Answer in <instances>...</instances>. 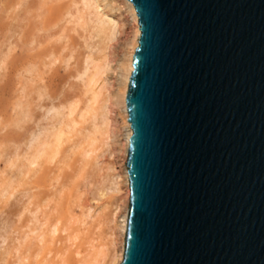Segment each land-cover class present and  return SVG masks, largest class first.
Returning a JSON list of instances; mask_svg holds the SVG:
<instances>
[{
	"label": "water",
	"instance_id": "1",
	"mask_svg": "<svg viewBox=\"0 0 264 264\" xmlns=\"http://www.w3.org/2000/svg\"><path fill=\"white\" fill-rule=\"evenodd\" d=\"M121 264H264V0H128Z\"/></svg>",
	"mask_w": 264,
	"mask_h": 264
},
{
	"label": "rangeland",
	"instance_id": "2",
	"mask_svg": "<svg viewBox=\"0 0 264 264\" xmlns=\"http://www.w3.org/2000/svg\"><path fill=\"white\" fill-rule=\"evenodd\" d=\"M96 1L98 11L116 26L105 52L97 46L98 38L91 37L90 25L75 23L76 11L83 7L80 0H0V264H109L114 241H119V250L124 247L126 234L121 228L123 217H128L124 192L130 130L119 88L137 24L124 0ZM88 55L104 57L107 63L102 102L95 105L107 109L98 110V120L90 115L80 118L90 96L84 93L82 75ZM70 101L79 102L73 117L81 135L75 131L52 161L33 165L36 173L26 171L33 145L56 127L57 113L67 114ZM103 111L106 122L101 124ZM95 123L103 125H99L102 134H97L92 154L83 153L92 149L89 138L84 139Z\"/></svg>",
	"mask_w": 264,
	"mask_h": 264
},
{
	"label": "bare ground",
	"instance_id": "3",
	"mask_svg": "<svg viewBox=\"0 0 264 264\" xmlns=\"http://www.w3.org/2000/svg\"><path fill=\"white\" fill-rule=\"evenodd\" d=\"M81 1V3H82V9H80V10H78V11H76V16L75 17H77V20L76 19H74V21H75V23L78 21V23H79V25H81V26H83V28H84V26H91V29H92V31H90V32H92V35H91V37L93 36V37H96V39L98 38V43H97V46L99 47V49H101L100 51L101 52H105V50L107 51V45L110 43V41H112L113 39H114V36H115V23L110 19V18H108L106 15H104L103 13H101V12H99L98 11V8H100V7H98V5L99 4H97L96 2V0H80ZM129 6H130V9H131V12H132V14H133V17H134V20L136 21V24H137V26H136V30H135V32H134V37H133V39L130 41V43L128 44V50H127V55H125L126 57H127V61L122 65L123 66V77H124V81H123V88L121 89V88H119L120 90H121V102L123 103V105H124V108H125V113L127 114V118H126V123L128 124V126H129V134H128V136H127V140H126V151H127V148L129 147V140H130V137H131V135H132V130H131V127H130V123L128 122V113H127V109H126V94H127V89H128V83H129V78H130V75H131V72H132V70H133V66H132V61H133V56H134V52H135V50H136V48L138 47V44H139V38H140V27H139V22H138V16H137V12H136V10H135V7H134V5L130 2V1H128V0H124ZM78 3H80L79 1H78ZM79 8V7H78ZM77 10V9H76ZM69 12V11H68ZM70 12H72V11H70ZM67 14H69V13H67ZM72 14H73V12H72ZM73 17V16H72ZM88 28V27H87ZM86 28V29H87ZM90 29V30H91ZM84 30V29H83ZM96 46V47H97ZM97 47V48H98ZM99 51V52H100ZM100 52V53H101ZM89 56V55H88ZM101 57H103L102 55H101ZM100 58V57H99ZM104 58V57H103ZM103 58H101V59H98V58H96V59H93V56L91 57V56H89L88 57V59L86 58V62H87V66L83 69L84 70V72H82V75H83V73H84V75L86 76V79H85V82H84V84L86 85L85 86V92L84 93H87V92H89L90 93V98L87 96L86 98V102H87V105H86V107L83 109V113L81 114V117L80 118H83V119H86L85 117L86 116H88V115H90L92 118H89V119H94V120H96L97 118L99 119V117H98V115L100 114L99 112H98V110H100V109H103V108H105V107H103V105L102 106H100L99 108H97L98 107V105L97 104H99L100 103V101H101V99H102V96H103V94H102V83L104 82L103 80H102V76H103V74L105 73V65L107 64L106 62H105V59H103ZM106 63V64H105ZM30 69L29 70H31V68L32 67H30V66H28ZM34 69V71H37L36 69V67H34L33 68ZM28 70V69H27ZM32 71V70H31ZM31 71H29V73L31 72ZM28 72V71H27ZM34 73V72H33ZM31 75V74H30ZM81 75V76H82ZM28 80H30V79H28ZM31 80H33V79H31ZM102 81V82H101ZM103 85H104V83H103ZM87 88V89H86ZM44 92V91H43ZM40 93V94H39ZM38 94L40 95V97H41V92H39L38 91ZM44 94V93H43ZM44 96V95H43ZM105 97V96H104ZM107 98V97H106ZM70 99V98H69ZM89 99V100H88ZM73 100V99H72ZM71 100V101H72ZM62 101V100H61ZM67 101V100H66ZM70 101V102H71ZM76 101V100H75ZM78 101V100H77ZM84 101V102H85ZM105 101H107V99L105 100ZM104 101V102H105ZM69 102V101H68ZM102 102V101H101ZM67 103V102H66ZM77 103H79V102H76V103H74V104H72V102H71V105L69 104V108H68V112H67V114H65V113H61V115H59L58 116V113H57V116H56V118H55V121L57 122V125H56V127L54 126V128H51L52 127V125H51V131L49 130V132L47 133H45V135L43 136L42 135V137L40 138V139H38L37 140V142L33 145V152H32V154L30 155V158H29V160H28V164L27 165H24V169L26 168V171H33L34 172V169L32 168V166L33 165H35V164H40V163H47V162H50V161H52L53 159H55L59 154H61L62 153V151H63V147H64V144H66L68 141H69V139L71 140V138H70V136L72 135V134H74L75 133V131H80V130H76V125H77V120L73 117V114L75 113V111H76V109H78L77 107H78V105H77ZM107 103V102H106ZM20 104V103H19ZM19 104H17V105H19ZM63 104V102L61 103V105ZM65 104V103H64ZM105 104V103H104ZM22 105V104H21ZM68 105V104H67ZM80 105V104H79ZM84 105H85V103H84ZM84 105H83V107H84ZM95 105H97V107H95ZM28 106V105H27ZM58 106V105H57ZM59 106H60V104H59ZM19 107H20V105H19ZM64 107V106H63ZM63 107H60V108H63ZM68 107V106H67ZM25 108H26V106H25ZM59 108V109H60ZM79 108H81V107H79ZM21 109V108H20ZM29 109V108H28ZM66 108H63L62 110H65ZM105 109H107V107L105 108ZM104 109V110H105ZM26 110V109H25ZM24 110V111H25ZM61 110V111H62ZM67 111V110H66ZM20 113V112H19ZM24 113H26V112H24ZM29 113V112H28ZM99 113V114H98ZM103 113H107L106 111L104 112H102L101 113V117H102V123L101 124H103L104 123V121L106 122V120H104L103 121V116L102 115H104ZM55 114H56V111H55ZM22 115H26V114H23L22 113ZM107 115V114H106ZM30 116V115H29ZM53 116H55L54 114H53ZM79 116V115H78ZM78 116H77V118H78ZM23 117V116H22ZM25 117V116H24ZM23 117V118H24ZM89 117V116H88ZM26 118V117H25ZM24 118V120L26 121L27 119H25ZM19 119H22V118H20L19 117ZM54 119V118H53ZM97 119V120H98ZM104 119H107V118H104ZM18 120V119H17ZM82 120V119H81ZM21 120H19V122H20ZM22 121H23V119H22ZM83 123L84 122H86V120H84V121H82ZM23 123V122H22ZM21 123V124H22ZM55 123V122H54ZM100 123V122H99ZM56 124V123H55ZM84 124H87V123H84ZM92 124V123H91ZM101 124H99L100 126H101ZM107 124V123H106ZM82 125V124H81ZM97 123H95L94 125H92V127H89V129L91 128V131H90V133H89V131L87 132V133H89V134H86L85 135V139L84 140H86V138L88 137L89 138V141L87 142V143H89V145L88 146H90V151H88L89 150V148L87 147V149L88 150H85L84 149V151H83V153L85 152V153H91V151L94 149V147H95V145H97L96 143H97V140H98V137H97V134H99L100 133V126H99ZM105 125V124H104ZM107 126V125H106ZM49 127V126H48ZM101 127H103V125L101 126ZM46 128H47V126H46ZM49 128V129H50ZM48 129V128H47ZM46 129V130H47ZM87 129V128H86ZM86 129H85V131H86ZM103 129V128H102ZM45 130V131H46ZM77 132H76V134H77ZM86 133V132H85ZM42 134V133H41ZM78 134L79 135H81V133H79L78 132ZM100 134H102V133H100ZM106 134V133H105ZM104 134V135H105ZM82 135H84V134H82ZM39 136V135H38ZM38 136H37V138H38ZM87 136V137H86ZM72 137H75V134H74V136H72ZM100 137V136H99ZM74 141H75V139H74ZM79 141H80V139H79ZM71 142V141H70ZM78 142V141H77ZM76 142V143H77ZM83 142V141H82ZM85 144H86V142H85ZM101 144V143H100ZM30 145H31V143H30ZM72 145H74V142H73V144ZM77 145V144H76ZM124 145V144H123ZM79 145H77V147H78ZM81 146V145H80ZM72 147H74V146H72ZM84 147V146H83ZM75 148H76V146H75ZM97 148H98V146H97ZM100 148V147H99ZM67 149H69V148H67ZM71 149V148H70ZM78 149V148H77ZM81 149V148H80ZM72 150V149H71ZM73 150H75V149H73ZM72 150V151H73ZM95 150H97V149H95ZM70 151V150H69ZM77 151V150H76ZM87 151V152H86ZM67 152V151H66ZM75 152V151H74ZM93 152V151H92ZM96 152V151H95ZM82 153V152H81ZM25 154V153H24ZM92 154V153H91ZM17 155V154H16ZM25 155H27V154H25ZM70 155V154H69ZM74 155V154H73ZM84 155H86V154H84ZM83 155V157H84V162H85V158H86V156H84ZM88 156V155H87ZM18 157V156H17ZM65 158V157H64ZM71 158V157H70ZM82 158V157H81ZM87 159H88V157H87ZM62 160V159H61ZM87 161V160H86ZM23 162V161H22ZM22 162H20V163H22ZM26 162V161H25ZM14 164V163H13ZM13 168H15V167H13ZM22 168V167H21ZM20 169V168H19ZM21 170V169H20ZM19 170V171H20ZM24 171V170H23ZM21 173H22V171H21ZM26 173V172H25ZM24 173V174H25ZM34 173H36V172H34ZM20 175V174H19ZM32 175V174H31ZM33 176V175H32ZM47 176V175H46ZM126 178H127V180H126V182H127V190H126V192H124L125 194H126V197H125V199L127 198V202H128V209H129V200H130V187H129V179H128V174L126 173ZM23 182V181H22ZM3 183V182H2ZM12 183V182H11ZM13 184H14V182H13ZM31 184V183H30ZM6 186V185H5ZM6 188H7V186H6ZM9 188H12L11 186H9ZM1 189H3V187L1 188ZM5 189V188H4ZM4 189H3V191H4ZM6 190V189H5ZM11 190H13V189H11ZM30 192V191H29ZM121 193V192H120ZM32 196V195H31ZM30 198V197H29ZM123 198V197H122ZM29 201V200H28ZM31 202V201H30ZM117 204V203H116ZM120 206V205H119ZM118 208V207H117ZM119 210V209H118ZM34 212H36V211H34ZM34 212H32V213H34ZM68 212V211H67ZM36 214V213H35ZM34 214V215H35ZM68 217V216H67ZM113 217V216H112ZM123 217V216H122ZM124 219H123V226H122V224H121V226H122V231H123V233H124V231H125V234H126V228H127V220H126V216L125 217H123ZM58 219V218H57ZM121 219V218H120ZM114 222V221H113ZM56 227H57V225H56ZM56 227H54L55 229H56ZM34 228V227H33ZM39 228V227H38ZM55 229L53 230V232L52 231H50V230H48L49 232H48V234L50 233V232H52V234H54L55 233ZM32 230V229H31ZM39 231H42V230H39ZM44 231V230H43ZM42 231V232H43ZM56 231H57V229H56ZM44 232H46V231H44ZM47 233V232H46ZM45 233V234H46ZM38 234H39V236H43L44 237V235H42V234H44V233H39L38 232ZM37 234V235H38ZM52 234H49L50 236L52 235ZM47 236V235H46ZM48 237V236H47ZM121 237H123V236H121ZM33 238V237H32ZM51 238H52V236H51ZM51 238L49 237V239L51 240ZM45 239V238H44ZM28 240V239H27ZM36 240H37V238H36ZM122 240V239H121ZM39 241H44L45 242V240H40L39 239ZM48 241V240H47ZM46 241V242H47ZM116 241V240H115ZM114 241V245H113V243H111L112 245H113V248H112V251H111V253H110V257H108V258H110V260L108 261L109 262V264H121L122 263V260H123V256H124V248H125V240H124V247H123V249L122 250H119V248H118V245H120V243H118L119 241H116L115 242ZM45 242V243H46ZM26 243V242H25ZM32 243V242H31ZM44 243V244H45ZM29 244V243H28ZM122 246V245H121ZM120 247V246H119ZM39 248H40V246H39ZM43 248H46V247H42L41 246V248L39 249V250H41V249H43ZM48 248V247H47ZM46 248V249H47ZM29 253H31V252H29ZM48 253H51L50 251H48ZM38 255V254H37ZM41 255V254H40ZM39 257V256H38ZM105 257V256H104ZM26 258V257H25ZM37 258V257H36ZM107 258V257H106ZM107 258V259H108ZM46 259V258H45ZM44 260V259H43ZM33 263H35V262H33ZM36 264H37V262H36ZM38 264H46L44 261H42L41 263H38ZM48 264V263H47Z\"/></svg>",
	"mask_w": 264,
	"mask_h": 264
}]
</instances>
